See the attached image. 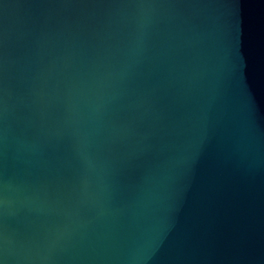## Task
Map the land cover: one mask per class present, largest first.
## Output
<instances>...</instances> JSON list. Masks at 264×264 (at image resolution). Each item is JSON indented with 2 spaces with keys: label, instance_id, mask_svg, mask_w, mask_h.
Here are the masks:
<instances>
[{
  "label": "water",
  "instance_id": "water-1",
  "mask_svg": "<svg viewBox=\"0 0 264 264\" xmlns=\"http://www.w3.org/2000/svg\"><path fill=\"white\" fill-rule=\"evenodd\" d=\"M3 264H264V0H0Z\"/></svg>",
  "mask_w": 264,
  "mask_h": 264
},
{
  "label": "snow or ice",
  "instance_id": "snow-or-ice-1",
  "mask_svg": "<svg viewBox=\"0 0 264 264\" xmlns=\"http://www.w3.org/2000/svg\"><path fill=\"white\" fill-rule=\"evenodd\" d=\"M0 264H3V262H2V261H0Z\"/></svg>",
  "mask_w": 264,
  "mask_h": 264
}]
</instances>
